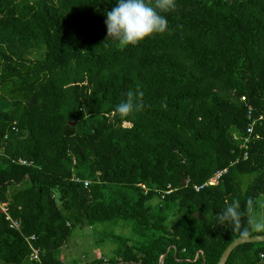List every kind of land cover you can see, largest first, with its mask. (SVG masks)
<instances>
[{
    "label": "trees",
    "instance_id": "16d2710c",
    "mask_svg": "<svg viewBox=\"0 0 264 264\" xmlns=\"http://www.w3.org/2000/svg\"><path fill=\"white\" fill-rule=\"evenodd\" d=\"M176 3L165 33L121 45L116 0H0V205L18 222L0 213V264H66L73 229L111 222L128 235L86 264H217L239 238L204 213L264 194V121L234 139L264 114V0ZM137 88L142 109L117 114ZM225 264H264V243Z\"/></svg>",
    "mask_w": 264,
    "mask_h": 264
},
{
    "label": "clouds",
    "instance_id": "9594fccd",
    "mask_svg": "<svg viewBox=\"0 0 264 264\" xmlns=\"http://www.w3.org/2000/svg\"><path fill=\"white\" fill-rule=\"evenodd\" d=\"M176 7V0H116V6L106 13L107 40L111 38L121 45H135L145 38L163 34L168 30V22L162 13L175 11ZM125 95L126 99L117 104L114 111L127 117L142 109L143 93L137 88L135 91L130 89ZM257 207L262 211L254 212ZM204 215L214 216L219 225L230 224L241 240H247L254 232H264V194L255 199L249 197L244 211L240 200L234 199L222 212L213 215L207 209Z\"/></svg>",
    "mask_w": 264,
    "mask_h": 264
},
{
    "label": "rangeland",
    "instance_id": "374dc122",
    "mask_svg": "<svg viewBox=\"0 0 264 264\" xmlns=\"http://www.w3.org/2000/svg\"><path fill=\"white\" fill-rule=\"evenodd\" d=\"M261 209L254 210L260 212ZM264 233V232H262ZM128 235V231L121 228L120 223H103L82 229L75 228L67 244L60 252V258L66 264H86L101 255L113 257L116 244L112 240L114 235Z\"/></svg>",
    "mask_w": 264,
    "mask_h": 264
},
{
    "label": "built area",
    "instance_id": "2783aa9c",
    "mask_svg": "<svg viewBox=\"0 0 264 264\" xmlns=\"http://www.w3.org/2000/svg\"><path fill=\"white\" fill-rule=\"evenodd\" d=\"M240 101H242V102L245 101L244 97H241V98H240ZM247 117H248V119L250 120V123H249L248 126L246 127L245 135L242 136V137L239 136L238 134H235V135H234V139H235V140H241V141H242V143H241V148H243V149H247V145H248V142H249V137H250V135L252 134V131H253V126H254L258 121H264V114L259 115L258 117L255 118V117L252 115V108H251V107L248 108V111H247ZM246 156H247V155H246V153H245V154H244V158H246ZM20 163H21L22 165H25V164H26L24 161H21ZM223 172H225V171H223ZM223 172H219V173H217V174L215 175V177H216V178H219V177L223 174ZM88 184H89V183H88L87 181L84 182V186H85V187H87ZM207 184L212 185V181L208 182ZM199 188H201V187L195 188V190L198 191ZM0 213L5 217L6 221L9 222V226H10V228H18V222L10 218V216H9V210H8L7 207L0 205ZM30 240H31V241H35V237L32 236V237L30 238ZM38 256H39V249L34 248V249L32 250V255H31L32 260H34V261H38ZM260 257L263 258V255H261Z\"/></svg>",
    "mask_w": 264,
    "mask_h": 264
},
{
    "label": "water",
    "instance_id": "95a60500",
    "mask_svg": "<svg viewBox=\"0 0 264 264\" xmlns=\"http://www.w3.org/2000/svg\"><path fill=\"white\" fill-rule=\"evenodd\" d=\"M244 243H264V235L252 236L247 240H241L240 238L235 239L223 251L217 264H225L230 253L233 251V249H235L237 246L244 244ZM162 260H163V257L160 258L159 264H162Z\"/></svg>",
    "mask_w": 264,
    "mask_h": 264
}]
</instances>
